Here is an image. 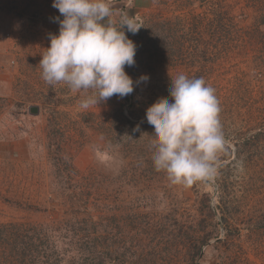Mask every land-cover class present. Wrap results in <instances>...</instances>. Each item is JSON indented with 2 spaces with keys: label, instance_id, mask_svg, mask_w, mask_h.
Listing matches in <instances>:
<instances>
[{
  "label": "rangeland",
  "instance_id": "obj_1",
  "mask_svg": "<svg viewBox=\"0 0 264 264\" xmlns=\"http://www.w3.org/2000/svg\"><path fill=\"white\" fill-rule=\"evenodd\" d=\"M111 6L117 27L120 13L143 25L125 28L134 91L82 109L90 91L41 78L63 19L52 0H0V226L63 247L70 222L85 220L104 239V264H264V0ZM178 74L215 89L225 138L214 175L190 186L155 170L144 135L146 109Z\"/></svg>",
  "mask_w": 264,
  "mask_h": 264
},
{
  "label": "clouds",
  "instance_id": "obj_2",
  "mask_svg": "<svg viewBox=\"0 0 264 264\" xmlns=\"http://www.w3.org/2000/svg\"><path fill=\"white\" fill-rule=\"evenodd\" d=\"M63 19L58 35L41 56V78L49 85L65 84L73 92H89L80 101L82 109L97 106L114 95L120 98L134 91V81L125 67L135 65L136 45L125 34L135 35L142 22L120 13L119 27L111 0H52ZM107 21V23H105ZM142 75L136 83H145ZM215 89L200 78L178 74L171 78L169 97H160L146 109V120L154 131L149 136L152 161L173 185L190 186L214 175L225 138L219 119ZM134 131H139L137 126Z\"/></svg>",
  "mask_w": 264,
  "mask_h": 264
},
{
  "label": "trees",
  "instance_id": "obj_3",
  "mask_svg": "<svg viewBox=\"0 0 264 264\" xmlns=\"http://www.w3.org/2000/svg\"><path fill=\"white\" fill-rule=\"evenodd\" d=\"M81 222H70V229L62 236V241L68 240V244L63 247H58L54 240L44 239L34 228L0 226V244L8 249L4 260L2 255L6 252L0 254V264H104L108 254L102 250L104 239L87 229L85 220Z\"/></svg>",
  "mask_w": 264,
  "mask_h": 264
},
{
  "label": "water",
  "instance_id": "obj_4",
  "mask_svg": "<svg viewBox=\"0 0 264 264\" xmlns=\"http://www.w3.org/2000/svg\"><path fill=\"white\" fill-rule=\"evenodd\" d=\"M29 113H30L31 115H35V114H37V113H38V108H36V107H31V108L29 109Z\"/></svg>",
  "mask_w": 264,
  "mask_h": 264
}]
</instances>
